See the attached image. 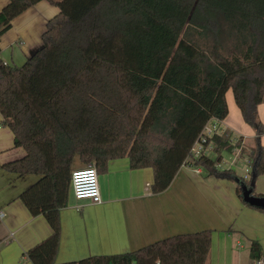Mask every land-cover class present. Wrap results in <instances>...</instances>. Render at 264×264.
I'll return each instance as SVG.
<instances>
[{
  "label": "trees",
  "instance_id": "trees-1",
  "mask_svg": "<svg viewBox=\"0 0 264 264\" xmlns=\"http://www.w3.org/2000/svg\"><path fill=\"white\" fill-rule=\"evenodd\" d=\"M42 1L8 0L0 11V44L14 19ZM48 1L60 12L48 21L41 49L10 66L0 46V113L15 146L26 152L1 169L39 177L19 198L52 228L48 239L25 253L32 264H59L60 213L68 206L76 158L99 175L118 159H128L131 170L151 168L150 190L161 194L204 127L229 116L228 91L256 131L248 179L216 166L242 138L232 144L217 134L211 140L217 158L194 165L216 180L238 179L264 198L253 192L264 175L258 114L264 103V0ZM212 238V230H202L65 264H206ZM250 249L253 259H262L258 241Z\"/></svg>",
  "mask_w": 264,
  "mask_h": 264
},
{
  "label": "crops",
  "instance_id": "crops-1",
  "mask_svg": "<svg viewBox=\"0 0 264 264\" xmlns=\"http://www.w3.org/2000/svg\"><path fill=\"white\" fill-rule=\"evenodd\" d=\"M7 5L8 0H0V11ZM59 12L58 6L44 0L16 17L11 30L1 36L5 63L10 65V59L20 66L41 49L47 23ZM226 98L229 116L220 123L221 133L229 140L233 134L238 136L235 139L242 138V147L250 151L256 131L245 123L232 91ZM258 114L264 127V103ZM261 144L264 147V135ZM25 156V150L15 146L13 133L0 113V264H32L25 253L52 233L44 216L32 217L19 198L39 177L1 169L3 164ZM247 163L250 165L248 154ZM81 167L76 158L74 168ZM152 180L151 168L131 170L128 159H118L109 163L107 174L99 175L101 204L77 200L70 192L68 206L60 213L62 238L57 263L134 252L172 236L202 230L213 233L206 264H256L250 249L253 240L263 248L264 260V212L244 203L237 185H242L241 192L246 185L238 179L216 180L204 167L201 174L182 167L161 194L150 190ZM255 181L253 192L264 196V175Z\"/></svg>",
  "mask_w": 264,
  "mask_h": 264
},
{
  "label": "built area",
  "instance_id": "built-area-1",
  "mask_svg": "<svg viewBox=\"0 0 264 264\" xmlns=\"http://www.w3.org/2000/svg\"><path fill=\"white\" fill-rule=\"evenodd\" d=\"M220 123L221 120L216 119L210 121L201 132L200 138L196 141V143L191 148V153L189 157L186 159L184 165L182 167L193 168L197 174H201V167L195 166V162L199 161L203 157H212V154L217 153L216 146L214 142L211 140L216 137L217 134L222 135L220 130ZM229 140V139H228ZM230 143H236L238 139H234L233 141L229 140ZM242 143L241 145L235 150L243 151ZM230 154L234 156L231 159V167L234 166L235 161L238 159L239 154L237 153ZM223 159L224 155L222 154ZM231 158V157H230ZM222 159V161H223ZM222 161L218 162L216 166L220 169H226L222 166ZM229 168V167H228ZM232 169V168H230ZM247 170L246 172H248ZM245 177H248L247 175ZM71 194L77 200H90L93 203L101 204L102 201V194H101V186L99 182V173L98 169L94 165H88L83 167L82 169H76L72 173L71 177ZM150 185H148V188ZM3 216V213L0 215ZM256 264H264V260L260 259L256 261Z\"/></svg>",
  "mask_w": 264,
  "mask_h": 264
},
{
  "label": "rangeland",
  "instance_id": "rangeland-1",
  "mask_svg": "<svg viewBox=\"0 0 264 264\" xmlns=\"http://www.w3.org/2000/svg\"><path fill=\"white\" fill-rule=\"evenodd\" d=\"M3 60L5 61V58ZM8 62H10V65H13V63L10 61V59H8ZM237 137L238 136L233 134L231 141H233ZM226 139H227V137H226ZM239 139L240 138H238V140ZM237 151H238V153H237ZM237 151L236 152L234 151V152L239 154V156H238V159L235 161L234 166H232V167H231L230 163H231V159L234 158L235 154H234V156H231V155H229V153L223 152L224 159L222 161V166H223V168H226V169H230V168H232V170L235 169L237 174H238V176L244 178L246 175L248 176V174H250L249 172H251V167L247 163V154H249V151H245V149H244V151H241V150H237ZM230 154H233V153H230ZM212 158H214V159L217 158V155L216 154H212ZM83 167H85V165H82L81 168H76V169H82ZM247 170H249V171L246 172ZM245 179H248V177H245ZM241 183L243 185H245L243 182H241ZM147 189H149L148 186H147ZM241 194L243 196L244 193L241 192ZM249 230H252V229H250V227H249Z\"/></svg>",
  "mask_w": 264,
  "mask_h": 264
},
{
  "label": "water",
  "instance_id": "water-1",
  "mask_svg": "<svg viewBox=\"0 0 264 264\" xmlns=\"http://www.w3.org/2000/svg\"><path fill=\"white\" fill-rule=\"evenodd\" d=\"M243 199L250 206H255L264 210V198L254 196L252 190L247 186L243 187Z\"/></svg>",
  "mask_w": 264,
  "mask_h": 264
}]
</instances>
